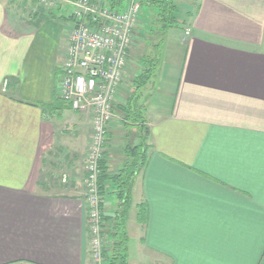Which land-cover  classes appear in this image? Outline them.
Masks as SVG:
<instances>
[{"label":"crops","instance_id":"0c3cea01","mask_svg":"<svg viewBox=\"0 0 264 264\" xmlns=\"http://www.w3.org/2000/svg\"><path fill=\"white\" fill-rule=\"evenodd\" d=\"M63 6L0 0V264H90L92 113L58 94L71 13ZM175 6V26L189 33L165 49L158 86L145 85L127 264H264V0ZM140 137L139 125H107L105 174ZM114 189L105 181L103 217L120 207Z\"/></svg>","mask_w":264,"mask_h":264},{"label":"built area","instance_id":"2783aa9c","mask_svg":"<svg viewBox=\"0 0 264 264\" xmlns=\"http://www.w3.org/2000/svg\"><path fill=\"white\" fill-rule=\"evenodd\" d=\"M45 10L72 8L63 49L59 97L72 109L92 113L84 159L85 202L89 228L90 264H106L99 188L100 161L106 146L107 125L121 121L116 112L120 89L128 70L134 29L143 14L138 0L111 7L106 0H37ZM189 30H185V36ZM7 80L3 82V90Z\"/></svg>","mask_w":264,"mask_h":264},{"label":"trees","instance_id":"16d2710c","mask_svg":"<svg viewBox=\"0 0 264 264\" xmlns=\"http://www.w3.org/2000/svg\"><path fill=\"white\" fill-rule=\"evenodd\" d=\"M111 7H123L127 0H106ZM145 14L153 11V22L160 31L165 32L172 28L177 23V8L175 0H138ZM145 9V10H144ZM146 11V12H145ZM157 46V44H156ZM148 57V56H147ZM150 58V57H148ZM154 68L146 67L134 79L133 91L129 97L124 100V103L116 105L121 111V123L124 127L139 125L141 129L140 143L134 146H127L126 157L123 166L113 175L105 174V165L103 159L100 161L99 188L102 195L105 181H108L114 186V191L120 199V207L114 215L109 218L103 217L102 227L106 223V231L104 234L107 240V248L104 250L106 256V264H127L128 263V237L126 232V218L128 209L131 204L130 188L133 175L144 164V150L147 146V129L144 124V119L140 113H130L132 102L137 93L145 87L153 75ZM132 115V116H131ZM141 210L138 212L139 217ZM141 220V219H140Z\"/></svg>","mask_w":264,"mask_h":264},{"label":"rangeland","instance_id":"374dc122","mask_svg":"<svg viewBox=\"0 0 264 264\" xmlns=\"http://www.w3.org/2000/svg\"><path fill=\"white\" fill-rule=\"evenodd\" d=\"M179 1L186 3L188 0ZM67 6L62 7L63 12L66 14L72 11L71 6ZM42 9L44 10V8ZM153 15V11H150V13L147 14L143 12V14L140 15L139 23H137V26L134 29V36L131 43L132 48L128 56L129 63L127 68L129 69V72L126 75V78H124V84L120 89V96L118 99L120 104L124 103V99L130 96L134 89L135 77L146 67L152 66L154 68L151 78L152 81L155 78V83L158 86L159 82L162 81L166 69L164 64L165 49L169 47L170 52H172L176 43L173 39L180 38L184 34V29H186L185 23L181 21L178 22V26L169 28L165 32L160 31L155 22H153ZM169 57L173 58V54H169ZM147 89V86H145L137 93L136 96L139 98L136 102L132 103V109L129 114L140 113L145 116L147 105H145L144 102L147 103L149 100V95H145ZM156 93H159L158 89L156 90ZM103 230L106 231V228L104 227Z\"/></svg>","mask_w":264,"mask_h":264}]
</instances>
